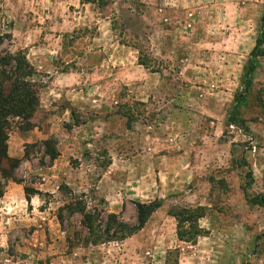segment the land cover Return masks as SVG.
<instances>
[{"label": "rangeland", "instance_id": "obj_1", "mask_svg": "<svg viewBox=\"0 0 264 264\" xmlns=\"http://www.w3.org/2000/svg\"><path fill=\"white\" fill-rule=\"evenodd\" d=\"M263 16L264 0H0V55L38 89L33 129L8 130L23 155L18 183L0 171V264H264ZM154 200L141 230L104 232Z\"/></svg>", "mask_w": 264, "mask_h": 264}, {"label": "trees", "instance_id": "obj_2", "mask_svg": "<svg viewBox=\"0 0 264 264\" xmlns=\"http://www.w3.org/2000/svg\"><path fill=\"white\" fill-rule=\"evenodd\" d=\"M137 2L138 0H132ZM92 2L98 3V5H107V0H92ZM115 4V2H114ZM264 23V16L262 18ZM3 38L0 39V41ZM264 56V35L256 41V45L250 57L254 60ZM253 71V66H250L248 73ZM33 69L30 64L26 61L25 57L20 54H11L5 52L0 55V158L4 163V168L0 166L2 174L6 172V178L12 182H17L13 177L12 173L18 168L20 159H13L7 155V141H8V130L12 124H19L22 131H30L33 129L31 119L33 118L36 108L38 107V89L30 81L33 76ZM43 145L50 144L49 141L42 142ZM49 158V164L57 159L59 153L56 149L51 148L50 153H47ZM4 191L0 190V198L3 196ZM27 193V189H26ZM29 202V197L27 198ZM162 206L161 200H154L150 203H135L136 207V221L137 224L134 228H129L122 222L116 221V216L110 215L108 218L112 221L107 225L104 232L109 233L111 224L115 226V230L118 233L132 232L135 229L141 230L150 219L151 215L154 214ZM66 209L71 211L70 205L66 206ZM84 207H80V211H83ZM181 222L188 221V218H179ZM60 220V218H59ZM88 229L91 232V224H88ZM101 236L100 238H102ZM106 237H111L107 235ZM112 237L115 235L112 234ZM98 237L94 238L93 243L98 241Z\"/></svg>", "mask_w": 264, "mask_h": 264}, {"label": "crops", "instance_id": "obj_3", "mask_svg": "<svg viewBox=\"0 0 264 264\" xmlns=\"http://www.w3.org/2000/svg\"><path fill=\"white\" fill-rule=\"evenodd\" d=\"M42 139V138H40ZM19 140L18 137L16 135L14 136H10L8 141H7V153L9 155V157L13 158V159H20L22 158V142L19 144ZM60 153V152H59ZM61 156H59L60 158ZM59 158L56 159V162H59ZM3 198V197H2ZM39 201V200H38Z\"/></svg>", "mask_w": 264, "mask_h": 264}]
</instances>
